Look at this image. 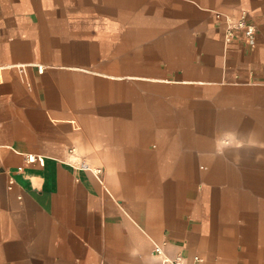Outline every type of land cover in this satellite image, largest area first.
Instances as JSON below:
<instances>
[{
  "label": "crops",
  "instance_id": "0c3cea01",
  "mask_svg": "<svg viewBox=\"0 0 264 264\" xmlns=\"http://www.w3.org/2000/svg\"><path fill=\"white\" fill-rule=\"evenodd\" d=\"M177 253L264 264V0H0V264Z\"/></svg>",
  "mask_w": 264,
  "mask_h": 264
},
{
  "label": "built area",
  "instance_id": "2783aa9c",
  "mask_svg": "<svg viewBox=\"0 0 264 264\" xmlns=\"http://www.w3.org/2000/svg\"><path fill=\"white\" fill-rule=\"evenodd\" d=\"M255 24L249 20L247 14L245 12H242L239 16L234 18H229L224 30H223V39L224 41H231L238 37L240 34L242 38L246 40H251L254 38L255 34ZM41 70L42 67H39ZM27 161H34L38 160L40 163L43 162V157L39 155L34 154H28L26 156ZM82 168H90L88 164L82 163ZM95 171L98 172L99 169L95 168ZM156 252L158 254L163 253V248L160 246H156ZM165 260L167 262H170L172 264H180L183 261V257L180 253L174 254L172 256H166Z\"/></svg>",
  "mask_w": 264,
  "mask_h": 264
},
{
  "label": "rangeland",
  "instance_id": "374dc122",
  "mask_svg": "<svg viewBox=\"0 0 264 264\" xmlns=\"http://www.w3.org/2000/svg\"><path fill=\"white\" fill-rule=\"evenodd\" d=\"M93 169H95V168H93Z\"/></svg>",
  "mask_w": 264,
  "mask_h": 264
}]
</instances>
